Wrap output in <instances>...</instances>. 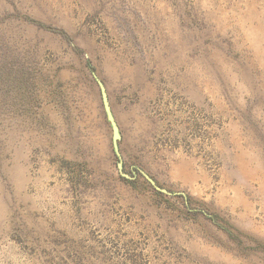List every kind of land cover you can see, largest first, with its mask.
I'll use <instances>...</instances> for the list:
<instances>
[{
    "label": "rangeland",
    "instance_id": "rangeland-1",
    "mask_svg": "<svg viewBox=\"0 0 264 264\" xmlns=\"http://www.w3.org/2000/svg\"><path fill=\"white\" fill-rule=\"evenodd\" d=\"M0 264H264V0H0Z\"/></svg>",
    "mask_w": 264,
    "mask_h": 264
},
{
    "label": "water",
    "instance_id": "water-1",
    "mask_svg": "<svg viewBox=\"0 0 264 264\" xmlns=\"http://www.w3.org/2000/svg\"><path fill=\"white\" fill-rule=\"evenodd\" d=\"M96 81H97L99 88H100L101 99H102V104H103L105 116H106V119H107V121L111 127V131H112V147H113L114 154L118 159V164H117L118 172H119L121 177H123L125 179H131V177L129 175L123 173V171H122V162H121V158L119 155V149H118V142L121 138L120 133H119V128H118V126L114 120L113 115H112V111H111V108H110V105L108 102L107 95L105 93V89H104L103 85L98 80H96ZM142 175L148 181V183L154 188V190L168 194L165 190L157 187L156 184L154 183V181L152 179H150L148 176H146L143 173H142Z\"/></svg>",
    "mask_w": 264,
    "mask_h": 264
},
{
    "label": "trees",
    "instance_id": "trees-1",
    "mask_svg": "<svg viewBox=\"0 0 264 264\" xmlns=\"http://www.w3.org/2000/svg\"><path fill=\"white\" fill-rule=\"evenodd\" d=\"M205 217H207V216L205 215ZM207 218L210 219L212 221V223H215V221L211 217H207Z\"/></svg>",
    "mask_w": 264,
    "mask_h": 264
}]
</instances>
